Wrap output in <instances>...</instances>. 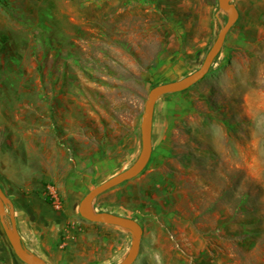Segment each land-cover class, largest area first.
I'll return each mask as SVG.
<instances>
[{
    "label": "rangeland",
    "instance_id": "1",
    "mask_svg": "<svg viewBox=\"0 0 264 264\" xmlns=\"http://www.w3.org/2000/svg\"><path fill=\"white\" fill-rule=\"evenodd\" d=\"M233 3L208 73L156 102L146 167L94 201L141 225L133 264H264V0ZM225 21L217 0H0V182L27 248L123 259L130 233L78 204L134 162L149 90L195 71ZM0 247L22 264L1 225Z\"/></svg>",
    "mask_w": 264,
    "mask_h": 264
},
{
    "label": "water",
    "instance_id": "2",
    "mask_svg": "<svg viewBox=\"0 0 264 264\" xmlns=\"http://www.w3.org/2000/svg\"><path fill=\"white\" fill-rule=\"evenodd\" d=\"M218 8L226 14V21L218 31L213 43L199 67L185 77L162 83L151 88L147 94L140 120V150L134 162L125 170L90 189L80 200L77 211L88 222L106 224L125 230L131 235L126 255L118 264H133L139 254L142 227L134 219L94 208L95 199L104 192L138 176L146 167L152 153V127L156 102L163 96L187 90L202 80L219 54L228 31L238 18L233 0H217ZM7 217V219H6ZM0 225L9 247L22 264H48L44 259L23 245L18 233L15 209L12 201L0 189Z\"/></svg>",
    "mask_w": 264,
    "mask_h": 264
},
{
    "label": "flooded vegetation",
    "instance_id": "3",
    "mask_svg": "<svg viewBox=\"0 0 264 264\" xmlns=\"http://www.w3.org/2000/svg\"><path fill=\"white\" fill-rule=\"evenodd\" d=\"M0 189H1V191L9 198V195H8V193H7V191L5 190V188H4V186H3V184H2V182H0ZM13 203V202H12ZM13 205H14V203H13ZM27 213H29L30 214V208H29V205H27V204H22V206H21ZM36 207H37V209H38V215L36 216V221L39 223V225L40 226H46V221L47 220H51V218H52V216L53 215H55V214H53L52 212H50L49 211V209L47 208V207H45L44 206V204L43 203H36ZM14 209H15V206H14ZM15 214H16V212H15ZM32 217V216H31ZM6 219H7V217H6ZM55 222H60V219H55L54 220ZM19 233V232H18ZM24 245V244H23ZM25 246V245H24ZM25 248H27L26 246H25ZM29 251H31L29 248H27ZM0 252H3V247H0ZM32 252V251H31Z\"/></svg>",
    "mask_w": 264,
    "mask_h": 264
},
{
    "label": "trees",
    "instance_id": "4",
    "mask_svg": "<svg viewBox=\"0 0 264 264\" xmlns=\"http://www.w3.org/2000/svg\"><path fill=\"white\" fill-rule=\"evenodd\" d=\"M55 219H58V218H55Z\"/></svg>",
    "mask_w": 264,
    "mask_h": 264
}]
</instances>
